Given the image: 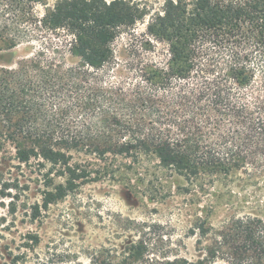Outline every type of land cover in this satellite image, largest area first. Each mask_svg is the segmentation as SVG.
<instances>
[{
  "label": "trees",
  "instance_id": "16d2710c",
  "mask_svg": "<svg viewBox=\"0 0 264 264\" xmlns=\"http://www.w3.org/2000/svg\"><path fill=\"white\" fill-rule=\"evenodd\" d=\"M31 42V55L0 65V152L19 173L36 165L43 208L119 159L154 160L203 192L264 178V0H163L153 12L132 0H0V51ZM252 201L217 224L196 215L193 259L141 224L91 264H264Z\"/></svg>",
  "mask_w": 264,
  "mask_h": 264
},
{
  "label": "rangeland",
  "instance_id": "374dc122",
  "mask_svg": "<svg viewBox=\"0 0 264 264\" xmlns=\"http://www.w3.org/2000/svg\"><path fill=\"white\" fill-rule=\"evenodd\" d=\"M55 1L46 0L49 4ZM132 1L148 12L157 10L163 2ZM37 9L43 10L39 5ZM143 28L139 23L135 29ZM125 41L119 39L114 45L121 59L128 54ZM35 48L37 43L31 42L0 51V65L15 66ZM83 158L81 152L74 153L75 160ZM16 163L0 152V186L10 182L18 186L4 189V195H0V264H91L90 258L97 250L135 237L138 233L134 229L141 224L144 230L154 226L158 233L170 238L174 253L193 259L197 236L190 233V228L196 215L211 211L209 221L217 224L236 204L252 206L253 198L264 209V178L258 179L256 185L236 178L222 185L219 179L203 192L194 184L188 186L162 173L154 160L132 164L125 159L112 164L113 173L95 175L43 208L41 173H37L34 163L22 166L19 173ZM219 194L224 196L217 197Z\"/></svg>",
  "mask_w": 264,
  "mask_h": 264
}]
</instances>
